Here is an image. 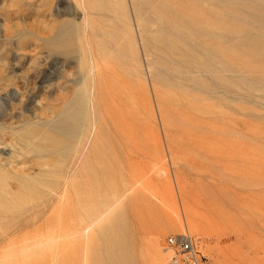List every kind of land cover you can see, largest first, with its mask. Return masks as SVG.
Returning a JSON list of instances; mask_svg holds the SVG:
<instances>
[{
  "label": "rangeland",
  "instance_id": "1",
  "mask_svg": "<svg viewBox=\"0 0 264 264\" xmlns=\"http://www.w3.org/2000/svg\"><path fill=\"white\" fill-rule=\"evenodd\" d=\"M186 230L264 264V0H0V264H151Z\"/></svg>",
  "mask_w": 264,
  "mask_h": 264
},
{
  "label": "built area",
  "instance_id": "2",
  "mask_svg": "<svg viewBox=\"0 0 264 264\" xmlns=\"http://www.w3.org/2000/svg\"><path fill=\"white\" fill-rule=\"evenodd\" d=\"M204 240L188 231L169 236L165 250L171 254L169 264H206L209 255L203 251Z\"/></svg>",
  "mask_w": 264,
  "mask_h": 264
},
{
  "label": "bare ground",
  "instance_id": "3",
  "mask_svg": "<svg viewBox=\"0 0 264 264\" xmlns=\"http://www.w3.org/2000/svg\"><path fill=\"white\" fill-rule=\"evenodd\" d=\"M96 118V117H95ZM96 121V120H95ZM97 122V121H96ZM95 122V123H96ZM94 124V123H93ZM99 126V125H98ZM95 128V127H94ZM98 129V128H97ZM92 130H93V128H92ZM91 130V131H92ZM94 131V130H93ZM95 132H96V130H95ZM96 134H97V132H96ZM95 134V135H96ZM98 136H99V133L97 134ZM88 142H89V140H88ZM89 144V143H88ZM66 147H68V146H66ZM46 148V147H45ZM55 148V147H54ZM53 148V149H54ZM58 148V147H57ZM46 149H48V148H46ZM58 149H60V148H58ZM58 149H56V150H58ZM62 149V148H61ZM60 149V150H61ZM63 149H65L64 147H63ZM59 150V151H60ZM68 150V149H67ZM72 151H73V149H71ZM41 151V150H40ZM92 151V150H91ZM54 154H55V152H53ZM59 153V152H58ZM53 154V155H54ZM61 155H62V153H60ZM49 156H51V154L49 155ZM75 156V155H74ZM76 157H77V155H76ZM77 159V158H76ZM89 159V158H88ZM74 160V159H73ZM47 162V161H46ZM75 163H76V160L74 161ZM74 163V164H75ZM45 164V163H44ZM50 164V163H49ZM45 165H47V163L45 164ZM75 165H77V164H75ZM24 166H25V164H24ZM48 166V165H47ZM72 166V165H71ZM74 166V165H73ZM73 166H72V168H73ZM27 169V168H26ZM29 169V168H28ZM75 170V169H74ZM77 170V169H76ZM23 171V170H22ZM21 172V171H20ZM25 172V171H24ZM23 172V173H24ZM74 172V171H73ZM76 172V171H75ZM25 174V173H24ZM77 176V175H76ZM74 177V176H73ZM77 178V177H76ZM74 179V178H73ZM77 180V179H76ZM77 182V181H76ZM9 183V182H8ZM71 184V183H70ZM69 184V185H70ZM123 184V183H122ZM12 186V185H11ZM61 186V185H60ZM74 186V185H73ZM124 186V185H123ZM25 187H27L26 186V184H25ZM132 187V186H131ZM128 188L127 187V191H126V189H125V193L126 194H121V195H115L114 197H113V202H112V204H103V208H104V212H101V213H99V214H97V216H95V217H93V216H89L88 217V219L90 220L89 221V225L88 226H86L87 228L84 230V231H89V229L91 228V227H93L101 218H103L109 211H111L112 210V208H114V206H116V205H118L120 202H121V200L122 199H124V198H126V197H129L128 195H130V194H128L129 192H131L132 190H133V188ZM14 188V187H13ZM28 188V187H27ZM61 188V187H60ZM75 188V187H74ZM7 189V188H6ZM71 190H75V189H71ZM77 190V189H76ZM78 192V191H77ZM74 194V193H73ZM76 194V193H75ZM135 196H137V195H140V194H134ZM152 196V195H151ZM156 196V194H154V197ZM182 196L184 197V194H182ZM156 198H157V196H156ZM185 199V198H184ZM185 200H187V199H185ZM185 202V201H184ZM187 203H189V202H187ZM183 204V203H182ZM186 204V203H185ZM184 205V204H183ZM189 205H190V203H189ZM185 207V206H184ZM191 208V207H190ZM177 211V210H176ZM186 211V210H185ZM186 213V212H185ZM176 214H180L179 212H176L175 213V216H176ZM187 214V213H186ZM179 216V215H178ZM184 217V216H183ZM182 216L181 217H179V219L180 218H183ZM176 218V217H175ZM178 218V217H177ZM183 220V219H182ZM182 220H180V223H181V221ZM189 219H187V221H188ZM178 221V220H177ZM190 221V220H189ZM188 221V222H189ZM183 222V221H182ZM194 222V221H193ZM86 223V222H85ZM179 223V224H180ZM182 224V223H181ZM189 224V223H188ZM191 224H193V223H191ZM187 225V224H186ZM181 226V225H180ZM195 226H196V224H195ZM193 227V226H192ZM197 227V226H196ZM180 228V227H179ZM192 230V229H191ZM187 231V230H186ZM194 232V231H193ZM155 240V239H154ZM158 242V240L157 241H154V243L152 244V247H151V249L150 248H148L149 250L147 251V254H146V259H148L150 262H151V264H169V261H170V258H171V254L168 252V251H166V250H162L161 249V246H159L160 245V243H157ZM142 262V261H141Z\"/></svg>",
  "mask_w": 264,
  "mask_h": 264
}]
</instances>
